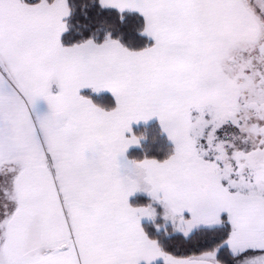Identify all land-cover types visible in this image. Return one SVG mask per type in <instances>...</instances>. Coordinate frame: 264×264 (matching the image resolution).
I'll return each mask as SVG.
<instances>
[{
	"label": "snow or ice",
	"instance_id": "6c2138e0",
	"mask_svg": "<svg viewBox=\"0 0 264 264\" xmlns=\"http://www.w3.org/2000/svg\"><path fill=\"white\" fill-rule=\"evenodd\" d=\"M0 264H264V0H0Z\"/></svg>",
	"mask_w": 264,
	"mask_h": 264
}]
</instances>
